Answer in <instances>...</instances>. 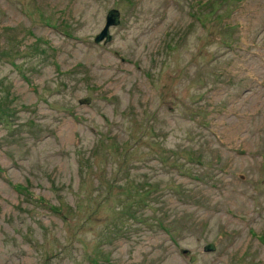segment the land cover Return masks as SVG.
<instances>
[{
    "label": "rangeland",
    "instance_id": "374dc122",
    "mask_svg": "<svg viewBox=\"0 0 264 264\" xmlns=\"http://www.w3.org/2000/svg\"><path fill=\"white\" fill-rule=\"evenodd\" d=\"M261 234L264 0H0V264H264Z\"/></svg>",
    "mask_w": 264,
    "mask_h": 264
},
{
    "label": "water",
    "instance_id": "95a60500",
    "mask_svg": "<svg viewBox=\"0 0 264 264\" xmlns=\"http://www.w3.org/2000/svg\"><path fill=\"white\" fill-rule=\"evenodd\" d=\"M119 20V11L116 8H110L105 15V22L102 29L95 35L94 41L102 39L108 40L110 37L109 26L117 24ZM211 246V244H209Z\"/></svg>",
    "mask_w": 264,
    "mask_h": 264
},
{
    "label": "trees",
    "instance_id": "16d2710c",
    "mask_svg": "<svg viewBox=\"0 0 264 264\" xmlns=\"http://www.w3.org/2000/svg\"><path fill=\"white\" fill-rule=\"evenodd\" d=\"M18 185H20V187H22V186H24V185H22V184H17V185H15V187H17ZM22 188H24V187H22ZM39 198V201H45L43 198H41V197H38ZM51 207V206H50ZM53 208V207H52ZM53 209H55V210H58L57 211V213H60V209L57 207V206H54V208ZM65 215L66 214H62V215H60L62 218H65ZM258 239H259V241L264 245V235H259L258 236ZM89 261L90 262H92V264H97L95 261H92V260H90L89 259Z\"/></svg>",
    "mask_w": 264,
    "mask_h": 264
},
{
    "label": "bare ground",
    "instance_id": "6f19581e",
    "mask_svg": "<svg viewBox=\"0 0 264 264\" xmlns=\"http://www.w3.org/2000/svg\"><path fill=\"white\" fill-rule=\"evenodd\" d=\"M262 56V55H261ZM252 72V71H251ZM255 74V73H254ZM242 125V124H241ZM241 131V130H240Z\"/></svg>",
    "mask_w": 264,
    "mask_h": 264
}]
</instances>
